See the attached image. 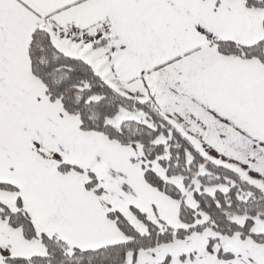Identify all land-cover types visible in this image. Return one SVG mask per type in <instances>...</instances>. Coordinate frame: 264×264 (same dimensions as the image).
Masks as SVG:
<instances>
[{"label": "snow or ice", "instance_id": "obj_1", "mask_svg": "<svg viewBox=\"0 0 264 264\" xmlns=\"http://www.w3.org/2000/svg\"><path fill=\"white\" fill-rule=\"evenodd\" d=\"M0 264H264V0H0Z\"/></svg>", "mask_w": 264, "mask_h": 264}]
</instances>
